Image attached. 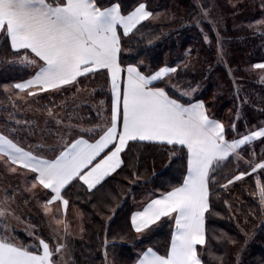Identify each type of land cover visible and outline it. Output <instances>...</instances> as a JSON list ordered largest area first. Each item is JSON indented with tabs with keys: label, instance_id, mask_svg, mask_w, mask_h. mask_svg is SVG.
<instances>
[{
	"label": "snow or ice",
	"instance_id": "6c2138e0",
	"mask_svg": "<svg viewBox=\"0 0 264 264\" xmlns=\"http://www.w3.org/2000/svg\"><path fill=\"white\" fill-rule=\"evenodd\" d=\"M260 7L264 9V0ZM200 16L208 18L210 9L201 6ZM155 18L145 0H133L127 6L125 0H0V38L10 49V56L3 62L34 69L27 79L0 85L13 107L17 100L67 91L68 86L75 88L99 74L105 76L110 92L108 117L80 131H75L79 125L69 123L67 137L61 134L58 146L48 149L51 155L41 154L39 146L36 150L21 146L13 138L15 129L7 134L0 132V163L10 174L30 179L27 190H44V213L47 215L51 206L58 204V214L68 209L65 193L70 188L78 185L90 196L104 192L127 166L125 157L134 145L148 142L170 146L166 153L169 166L180 160V177L169 190L132 212L130 228L137 237L148 241L137 252L133 264H208L205 252L225 264L223 256L210 251L207 235L206 220L214 208L212 197L219 198L214 189L226 190L255 174L253 195L258 196L264 209V150L258 156L254 149L247 151L254 141L264 144V125L239 133L233 122L229 133L221 120L209 114L205 102L194 98L195 88L172 82L179 76L180 65L153 68L143 58H133V62L122 59L132 50L127 42L143 40L144 22ZM248 27L264 36V12ZM204 39L209 40L207 34ZM217 43L220 44L218 32ZM218 55L223 56L222 46ZM252 67L260 70L264 80V62ZM47 111L54 115L52 108ZM97 114L101 115V110ZM239 116L237 111V119ZM246 154L250 171L237 169L230 176H221V184L217 174L233 158L238 163ZM12 199L14 196L5 189L0 198V264H56V254L62 253L67 244L50 245V238L37 235L35 230L28 232L33 242H17L6 222L13 214L8 203ZM55 223L63 224L67 231L63 219H55ZM165 224L170 226V240L161 251L151 243V237ZM115 240L113 237L112 242ZM108 245L105 230L106 260Z\"/></svg>",
	"mask_w": 264,
	"mask_h": 264
},
{
	"label": "trees",
	"instance_id": "16d2710c",
	"mask_svg": "<svg viewBox=\"0 0 264 264\" xmlns=\"http://www.w3.org/2000/svg\"><path fill=\"white\" fill-rule=\"evenodd\" d=\"M132 2L133 0H125V5ZM145 2L149 10L155 13L162 8L173 7L177 16L169 22L152 20L144 22L146 27L141 29L143 40L127 42L132 50L124 53L122 59L133 62V58H143L151 67L157 68L164 66L166 54L169 53L171 59L180 56L179 63L176 64L175 61L170 63L171 66L180 65L179 76L172 82L182 87L190 85L195 88L198 94L194 98L203 100L210 114L222 120L229 133L230 125L227 123L233 121L239 133H245L258 124L264 125V80L260 78V70L252 67L258 62H264V36L256 34L255 29L248 27L250 21L261 18L263 12L260 7L261 0H145ZM201 6L210 9L219 28L215 22L213 24L211 16L201 18ZM198 19L201 20L200 23L196 22ZM217 32L220 44L217 43ZM205 34L209 37L208 41L204 39ZM149 39L152 41L151 45L148 44ZM221 46L223 56L218 55ZM185 55L196 60L194 68L182 66L184 63L182 58ZM7 56H10V49L4 46L0 38V85L27 79L34 71L30 67L9 66L3 62ZM218 85L221 86V93L216 90L219 88ZM77 88L93 90L94 101H104L107 109L110 107L109 86L105 76L99 74L89 77L75 88L68 86L67 91L29 97V100L24 102L17 100L15 107L0 89V121L9 129H16L17 133L15 132L13 138L17 142L36 150L37 147L23 141L26 137L25 129L37 137L39 124L48 114L47 109H58L61 104L66 105ZM81 106L84 111H91L87 105ZM71 111H73L71 115L75 113L72 106L68 108L67 114L69 115ZM84 111L82 113L86 114V117L82 116L81 119L87 124L97 121L94 113ZM237 111L240 113L238 119ZM25 121L30 123L29 128L22 125ZM0 129L6 134L9 133L1 126ZM169 148L170 146L166 148L148 142L136 144L125 157L127 166H122L123 171L115 176L104 192L90 196L84 188L77 185L65 193L69 205L77 209V216L74 218L76 228L74 240L66 242L67 247L64 249L69 254V264H133L139 249L148 243L137 237L130 228L131 214L135 211L133 202L137 200L140 188L153 186L163 192L169 190L170 184L175 183L180 177L181 161L176 160L169 166L166 154ZM253 149L258 156L264 150V144L259 140L254 141L248 145V153ZM41 154L52 153H46L41 149ZM248 158L246 154L244 160ZM244 160L237 163L233 158L228 162L217 174L220 183H224V180L220 179L221 176H230L237 169H248ZM214 191L219 192V198L212 197L213 213L206 220L207 235L211 241L210 251L217 257L223 256L225 264H237V261L239 264H264V227L261 226L264 209L259 204L258 196L253 195L255 174L244 177L242 181L235 182L226 190L215 187ZM108 193L111 195H106ZM112 196L118 198L112 199ZM224 201H228V204ZM35 229L37 235L48 237L44 233L46 228ZM105 230L109 238L107 260L103 247ZM15 234L21 243L33 242L26 231H15ZM121 235L125 236L124 240L119 239ZM113 237H116L114 243ZM217 237L224 239L218 240ZM168 240L170 226L167 224L159 227L151 237V243L161 251ZM230 240L235 243L229 242ZM204 258L208 264H220L209 252H205Z\"/></svg>",
	"mask_w": 264,
	"mask_h": 264
},
{
	"label": "rangeland",
	"instance_id": "374dc122",
	"mask_svg": "<svg viewBox=\"0 0 264 264\" xmlns=\"http://www.w3.org/2000/svg\"><path fill=\"white\" fill-rule=\"evenodd\" d=\"M174 10L175 9L172 7V9L162 8L160 9V11L156 13L153 11V13H155L156 15V18L152 19V21L154 22L172 21L177 16ZM263 12H264V9H263ZM210 16L214 24L215 21H214V18L212 17L214 16L213 13H210ZM215 25L218 27L216 22H215ZM166 55L167 56H166L165 64H167L168 66H171L170 63H174V61L176 64L179 63L178 58L180 56L174 59H171L172 56L169 53ZM182 59H184V63L182 64V66H185L191 69L194 68V65L196 64V60L194 59L192 60L190 57H188V55H185ZM218 86L219 88L216 90L218 93L219 92L221 93V89H220L221 86L220 85ZM77 89L79 90L77 91ZM77 89L74 92V94L70 96L69 101L66 105L61 104V106H59L58 109L57 108L52 109L54 115L50 116L49 114H47V116L41 120L39 124L40 128H38L37 133H36L37 137L30 134L29 133L30 130L25 129L26 132L24 133L26 137L23 138V141L29 144L30 146H34V147L39 146L40 149H42L46 153H51L50 151H48V149L55 148L58 146V144L61 142L60 141L61 134H64L65 138L67 137L66 125H68L69 123L73 125H79V127H77L75 131H80V129L82 128H89L92 126L93 123H96V122L102 123L104 119L108 117V113H106L107 107L104 104L101 105L100 102L94 101L93 90L87 89V88H77ZM196 94L198 93L195 92L194 96ZM26 100H29V98H26L21 101L24 102ZM81 105H87L91 109V111H88V110L84 111L81 108L82 107ZM70 106H72L75 111V113L72 115L71 113L73 111L69 112L70 113L69 115L67 114L68 108ZM98 110H101V115L99 116L97 114ZM82 111H84L85 113H89V112L94 113V118H96L97 121L94 120L92 124H87L84 119H81L82 116L86 117V114L83 115ZM58 120L62 121L63 123H57ZM233 122L231 123L229 122L227 123V125L228 124L231 125ZM22 125L25 126L26 128H29L30 123L25 121L24 123H22ZM0 126L3 129L5 128V130L9 132L12 130V129H9V127L6 126L5 124H2L1 121H0ZM229 129L231 131L230 126H229ZM236 129H237V125H236ZM244 162H247V160H244ZM30 182H31L30 179H28L25 175L22 177V179H20V176H17L16 178V175L10 174L7 171V169L4 167L3 163H0V198H3V196L5 195V189L8 190L11 188L12 190H9L8 194L14 196V199L9 200V202L14 205H19L20 206L19 208L21 209L20 214L24 216L26 219H28L29 221H32L33 214L35 215L34 218L41 219V217H39L40 215L37 210H38V206L43 204V199L46 196V192L44 190H38L35 193H33L32 191L27 190L28 185H30ZM160 192H161L160 189L157 187H153V186L141 187L140 192H138L139 194H138L137 200L133 202L134 208L136 209L137 207L142 205L146 200H148L151 196H153L154 194L160 193ZM47 230H50V229H47ZM58 231L59 233L57 232V234L55 235L57 241L61 238L60 236L61 228H58ZM45 236H48V235L45 233ZM54 243L56 242L54 241ZM68 257H69L68 252L63 250V252L59 255V260H62V261L63 259L68 260L69 259Z\"/></svg>",
	"mask_w": 264,
	"mask_h": 264
},
{
	"label": "crops",
	"instance_id": "0c3cea01",
	"mask_svg": "<svg viewBox=\"0 0 264 264\" xmlns=\"http://www.w3.org/2000/svg\"><path fill=\"white\" fill-rule=\"evenodd\" d=\"M150 20H152V19H150ZM209 114H210V112H209ZM211 116L214 117L213 115H211ZM214 118H216V117H214ZM216 119H219V118H216ZM0 132H4V131L2 129H0ZM21 146L25 147L26 149H30V148L26 147L25 145L21 144ZM17 176H20V179H22V177L24 175H16V178H17ZM9 190H12V189L11 188L8 189V192H9ZM160 193L154 194L149 199L155 198L156 196H159ZM148 200H146L142 205L137 207L135 209V211L140 210L142 208V206ZM8 203H9L10 209L12 210L13 214H11V215H9L7 217V221L6 222L10 226V231L14 230V231H12V234L14 236H16L15 231H26L28 233L29 231H32V230H35V232H36L35 228H37V229H45L46 228V229H50V230H46V231L43 230L44 233H46L48 235L47 238L51 239V240H49L50 245H51V242L54 243V241L56 243L57 242L66 243V242L74 240L73 238H74L75 230H76L75 224H74V218L77 216V213H76L77 209L75 207L69 205L66 212L63 209H61L60 212L57 214L56 213V209L59 208V205L58 204H53L51 206L52 207V211L49 212L46 215L44 213V211H43V204H41V205L38 206V210H37L39 212V215H40L39 217H41V219L40 218H34L35 215L33 214L32 221H29L28 219H26L24 216H22L20 214L21 209L19 208L20 207L19 205H14V204H11L10 202H8ZM54 214H55V219H63L65 221V223L68 225L67 231H65V228H64L63 224L57 225L55 223V219L53 218ZM58 228H61V232H60L61 238L57 241L55 235L57 234V232L59 233ZM17 242L21 243V241L18 239V237H17ZM60 254H56V256H55L56 264H69L67 259H63L62 258L63 261L59 260V255Z\"/></svg>",
	"mask_w": 264,
	"mask_h": 264
}]
</instances>
